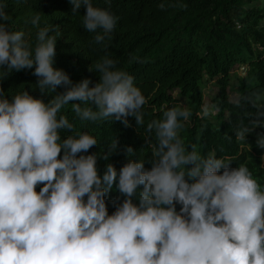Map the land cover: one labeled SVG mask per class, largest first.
<instances>
[{
  "label": "clouds",
  "instance_id": "9594fccd",
  "mask_svg": "<svg viewBox=\"0 0 264 264\" xmlns=\"http://www.w3.org/2000/svg\"><path fill=\"white\" fill-rule=\"evenodd\" d=\"M261 2L256 5L264 7ZM69 3L72 13L85 8L82 23L95 33V43L111 39L119 16L93 0ZM176 5L186 7L182 0ZM41 16L35 12L30 19L37 28L33 45L23 29H11L0 0V80L33 69L41 93L64 88L47 101L26 89L6 95L0 88V264H264V151L245 156L252 138L264 149V95L244 92L242 84L238 90L237 81L243 77L250 89L254 77L242 69L231 82L230 74L234 89L227 87L224 104L212 101L215 80L206 82L216 88L208 103L201 84L202 100L193 112L179 89L172 90L178 101L147 124L155 134L151 166L128 159L119 169L107 163L101 175L97 152H89L97 137L88 131L62 137V129L75 127L62 109L71 103L81 121L128 125L131 116L142 125L147 98L135 76L107 54L89 67L98 81L74 83L55 67L59 26L40 27ZM231 104L252 110L248 123L235 120V155ZM187 127H197L193 137L183 136ZM206 131H224L227 153L202 150ZM116 150L114 140L103 159ZM237 154L245 162L233 164ZM113 188L120 195L109 201Z\"/></svg>",
  "mask_w": 264,
  "mask_h": 264
},
{
  "label": "trees",
  "instance_id": "16d2710c",
  "mask_svg": "<svg viewBox=\"0 0 264 264\" xmlns=\"http://www.w3.org/2000/svg\"><path fill=\"white\" fill-rule=\"evenodd\" d=\"M264 0H182L186 7L176 5V0H93L95 6L109 8L120 17L111 36L104 42L94 41L95 33L87 31L83 26L85 8L79 12H71L69 0H5L6 10L11 17L12 30L23 29L29 41L34 45L37 28L30 23L32 14L42 12L40 27L45 24L59 26L57 36L55 67L65 70L74 83L90 77L98 81L99 73L89 71L91 63L104 55H111L117 60L116 67L122 68L135 76V83L147 98L142 108L144 123L137 125L134 117H128L129 124L119 120L81 121L72 111L71 103L62 109L68 119L75 125L74 129L61 130V136L88 131L95 135L98 144L89 149L97 152L98 167L101 175L107 163H113L118 169L128 159H145L146 167H150L149 145L155 141V134L149 132L147 124L157 117L164 106L172 107L178 100L170 92L179 89L180 96L187 101L186 107L191 112L202 100L201 84L215 80L218 91L213 103L224 104L226 89H234L229 82V75L235 66L244 67L247 76H253L252 88L243 77L237 76L238 90L244 92L257 91L264 95V7H258ZM165 8H160V3ZM236 24L240 27L237 28ZM135 56L138 59L133 60ZM37 77L33 69L12 71L3 80L0 88L6 95H14L24 89L35 96H43L47 101L62 92L58 86L55 92L41 93L36 87ZM264 102V98H263ZM226 106V105H225ZM251 109L246 105H232L231 115V154L235 155L237 147L233 132L235 120L245 123ZM194 128H185L184 137H193ZM116 140L117 150L107 160L103 155ZM256 138L249 142V153L245 156H258L264 149L256 144ZM229 142L224 131H206L202 150L214 148L217 153L225 154ZM133 153L126 152L127 147ZM239 163L245 162L240 156ZM252 159V158H251ZM252 166L251 162H247ZM255 171V169H254ZM120 194L115 188L108 194L109 201ZM122 198V197H121ZM114 207L109 204V213Z\"/></svg>",
  "mask_w": 264,
  "mask_h": 264
},
{
  "label": "rangeland",
  "instance_id": "374dc122",
  "mask_svg": "<svg viewBox=\"0 0 264 264\" xmlns=\"http://www.w3.org/2000/svg\"><path fill=\"white\" fill-rule=\"evenodd\" d=\"M262 5H264V2H261L259 6H262ZM262 25L264 26V20H263ZM242 69H244V67H239V68H238V66H235V67L233 68V70H232L231 73H230V74L232 75V77H230L231 82H234V81H235L234 75H238V74L241 75V72H242L241 70H242ZM204 90H205V97H204V99L206 100L205 102L208 103L209 95H210V96L213 95V94L216 92V88H215L214 85L210 82V83H206ZM229 98H230V99H231V98H232V99L234 98V92L230 91V93H229ZM207 106H208V104H207Z\"/></svg>",
  "mask_w": 264,
  "mask_h": 264
}]
</instances>
